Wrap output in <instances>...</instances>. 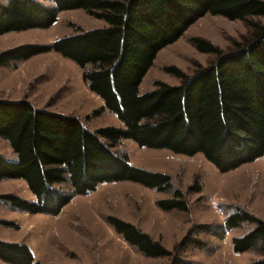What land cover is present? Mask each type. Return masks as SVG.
Listing matches in <instances>:
<instances>
[{"label":"trees","instance_id":"trees-1","mask_svg":"<svg viewBox=\"0 0 264 264\" xmlns=\"http://www.w3.org/2000/svg\"><path fill=\"white\" fill-rule=\"evenodd\" d=\"M53 1L55 6L42 0H0V35L49 28L61 11L73 9H85L106 26L86 30L71 23L75 33L53 43L2 51L0 68L58 52L84 70V81L102 99L104 105L93 114L108 110L122 126L90 131L73 115L35 108L27 99H0V136L17 154L16 161L0 154V180L24 179L36 197L29 201L16 194L1 195L12 208L59 215L75 195L93 192L105 182L130 180L168 190L170 175L137 167L127 154L119 153L116 147L124 139L188 156L202 153L221 172L264 155V23L253 19L264 17V0ZM207 14L241 20L250 32L228 51L203 37H192L197 50L214 54L215 59L207 65L196 63L193 74L166 67L180 83L156 81L153 90L141 93L158 53ZM158 205L167 211L188 210L181 190ZM106 220L144 255L170 257V264H196L181 254L189 248L206 249L201 235L216 236L222 229L221 225H195L169 250L131 222L116 216ZM0 223L15 226L11 221ZM244 224L253 229L233 238L234 250L255 251L260 258L249 264H264V221L242 208L225 220L227 229ZM0 259L9 264H50L36 260L27 244L1 238Z\"/></svg>","mask_w":264,"mask_h":264},{"label":"rangeland","instance_id":"rangeland-1","mask_svg":"<svg viewBox=\"0 0 264 264\" xmlns=\"http://www.w3.org/2000/svg\"><path fill=\"white\" fill-rule=\"evenodd\" d=\"M42 1L55 6L53 0ZM253 19L264 23L263 16ZM71 23L86 30L106 25L85 9L64 10L49 28L0 35V53L23 44L53 43L75 33ZM249 32L241 20L207 14L178 41L158 53L143 80L141 93L153 90L156 81L180 83L166 67L176 66L193 74L196 63L207 65L215 59L214 54L197 50L190 42L192 37H203L228 51L235 40ZM83 71L74 60L54 51L14 62L0 68V99H27L35 108L73 115L90 131L122 126L116 114L108 110L93 114L104 104L89 89ZM88 115L91 118L87 119ZM116 149L127 154L137 167L170 175L171 187L159 191L130 180L100 183L93 192L75 195L59 215L14 209L0 198V220L15 223V226L0 223V238L27 244L36 260L50 264H170V257H149L127 243L106 220L108 216H116L135 224L169 250L195 225H221L216 236L201 235L206 249L189 248L181 254L196 264H249L260 258L255 251L236 252L233 246V238L247 234L253 225L227 229L225 220L242 208L264 221V155L221 172L202 153L177 154L169 149L141 147L130 139L122 140ZM0 154L8 160H17L10 143L1 136ZM197 186L200 191L195 190ZM177 190L184 193L188 210L162 209L158 201L173 198ZM3 194H16L29 201L36 199L26 181L19 178L0 180V196ZM0 264L9 263L0 259Z\"/></svg>","mask_w":264,"mask_h":264},{"label":"crops","instance_id":"crops-1","mask_svg":"<svg viewBox=\"0 0 264 264\" xmlns=\"http://www.w3.org/2000/svg\"><path fill=\"white\" fill-rule=\"evenodd\" d=\"M100 20V19H99ZM102 21H104V20H102ZM105 22V21H104ZM106 23V22H105ZM106 26V25H105ZM68 35H72V34H68ZM68 35H66V36H68ZM151 69V68H150ZM149 72V71H148ZM143 83V82H142ZM142 85V84H141ZM140 88H141V86H140ZM141 92V91H140Z\"/></svg>","mask_w":264,"mask_h":264}]
</instances>
